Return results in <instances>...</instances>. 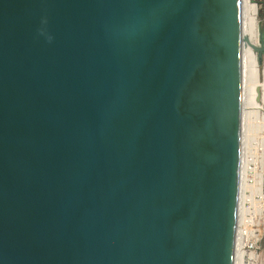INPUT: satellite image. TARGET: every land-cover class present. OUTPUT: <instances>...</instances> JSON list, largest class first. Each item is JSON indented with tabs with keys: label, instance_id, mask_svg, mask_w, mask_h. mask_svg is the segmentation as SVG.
Returning <instances> with one entry per match:
<instances>
[{
	"label": "water",
	"instance_id": "obj_1",
	"mask_svg": "<svg viewBox=\"0 0 264 264\" xmlns=\"http://www.w3.org/2000/svg\"><path fill=\"white\" fill-rule=\"evenodd\" d=\"M255 0H0V264H252Z\"/></svg>",
	"mask_w": 264,
	"mask_h": 264
},
{
	"label": "bare ground",
	"instance_id": "obj_2",
	"mask_svg": "<svg viewBox=\"0 0 264 264\" xmlns=\"http://www.w3.org/2000/svg\"><path fill=\"white\" fill-rule=\"evenodd\" d=\"M257 9L255 6V14H254V26L257 40V47L259 46V34H258V25H257ZM257 70V82L259 87V110H258V119H257V150L256 154L258 157V161L256 164V174H255V220L254 223H258V219L263 218L264 212V113L260 108V98H261V90H264V83L261 80V72L259 70V62L257 57L256 63Z\"/></svg>",
	"mask_w": 264,
	"mask_h": 264
},
{
	"label": "rangeland",
	"instance_id": "obj_3",
	"mask_svg": "<svg viewBox=\"0 0 264 264\" xmlns=\"http://www.w3.org/2000/svg\"><path fill=\"white\" fill-rule=\"evenodd\" d=\"M255 4H256V9H257L256 17H257L258 34H259V38H258L259 39V46L258 47H260L261 46L260 45L261 40H262L261 32H262V27L264 24V19H263L264 17H263V15H261L260 10L262 8L259 7L258 0H255ZM257 57H258V62H259V70L261 72V78H262L261 80L264 83V52H262L261 54L257 53ZM260 108H261V111L264 113V90H261ZM263 225H264V222H263ZM260 264H264V232H263V240L260 243Z\"/></svg>",
	"mask_w": 264,
	"mask_h": 264
},
{
	"label": "built area",
	"instance_id": "obj_4",
	"mask_svg": "<svg viewBox=\"0 0 264 264\" xmlns=\"http://www.w3.org/2000/svg\"><path fill=\"white\" fill-rule=\"evenodd\" d=\"M259 7L262 8L264 6V0H258ZM256 6V4H255ZM264 212L263 218L258 219V223H254L253 228V252H252V264H260V243L263 240V230H264Z\"/></svg>",
	"mask_w": 264,
	"mask_h": 264
},
{
	"label": "crops",
	"instance_id": "obj_5",
	"mask_svg": "<svg viewBox=\"0 0 264 264\" xmlns=\"http://www.w3.org/2000/svg\"><path fill=\"white\" fill-rule=\"evenodd\" d=\"M264 19V18H263ZM261 34H262V41H263V44H264V24H263V27H262V32H261Z\"/></svg>",
	"mask_w": 264,
	"mask_h": 264
},
{
	"label": "trees",
	"instance_id": "obj_6",
	"mask_svg": "<svg viewBox=\"0 0 264 264\" xmlns=\"http://www.w3.org/2000/svg\"><path fill=\"white\" fill-rule=\"evenodd\" d=\"M260 11H261V15H263V17H264V6L262 7V9Z\"/></svg>",
	"mask_w": 264,
	"mask_h": 264
}]
</instances>
